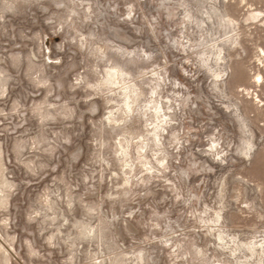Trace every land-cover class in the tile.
I'll use <instances>...</instances> for the list:
<instances>
[{
    "label": "rangeland",
    "instance_id": "rangeland-1",
    "mask_svg": "<svg viewBox=\"0 0 264 264\" xmlns=\"http://www.w3.org/2000/svg\"><path fill=\"white\" fill-rule=\"evenodd\" d=\"M0 264H264V0H0Z\"/></svg>",
    "mask_w": 264,
    "mask_h": 264
}]
</instances>
